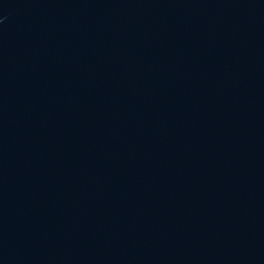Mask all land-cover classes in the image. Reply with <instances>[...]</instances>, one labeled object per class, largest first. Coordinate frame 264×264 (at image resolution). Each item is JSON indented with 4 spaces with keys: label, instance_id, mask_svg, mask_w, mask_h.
Masks as SVG:
<instances>
[{
    "label": "water",
    "instance_id": "1",
    "mask_svg": "<svg viewBox=\"0 0 264 264\" xmlns=\"http://www.w3.org/2000/svg\"><path fill=\"white\" fill-rule=\"evenodd\" d=\"M0 264H264V0H0Z\"/></svg>",
    "mask_w": 264,
    "mask_h": 264
}]
</instances>
